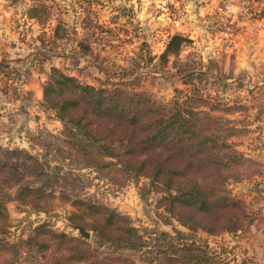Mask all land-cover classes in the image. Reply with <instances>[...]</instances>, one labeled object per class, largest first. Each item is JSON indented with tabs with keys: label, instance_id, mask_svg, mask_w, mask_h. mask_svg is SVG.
Segmentation results:
<instances>
[{
	"label": "rangeland",
	"instance_id": "1",
	"mask_svg": "<svg viewBox=\"0 0 264 264\" xmlns=\"http://www.w3.org/2000/svg\"><path fill=\"white\" fill-rule=\"evenodd\" d=\"M37 1L43 4L38 14L47 20L45 29L35 27L41 31L32 35L35 28L25 27L23 33L31 34L28 41L34 52L53 53L64 72L96 86L104 83L131 92H145L165 106L178 99L194 107L200 128L206 126L207 132L224 135L233 129L228 146L218 140L208 147H212L213 159L232 150L242 156L237 158L238 163L222 170L228 177L227 186L239 201L229 206L230 211L237 213V229L212 234L203 228L185 226L179 218L187 208L171 201L162 180L135 175L119 165L99 170L78 168L80 165L73 162H57L47 153V144L55 141L53 136H60L63 124L41 101L39 112L32 114L31 120H0V163L5 162V149L43 153L52 167L61 165L60 183L54 194L39 200V205L35 203L38 195L29 194L31 203L13 199L17 185H4L12 199L6 198L4 202L7 221L4 217L0 219V226L6 221L0 241L13 243L18 237L33 234L42 224L57 232L83 236L75 226L84 222L90 237H83L90 242L92 254L99 256L97 264H264V71L211 65L202 42L191 33L180 31L181 24L193 23L205 0ZM13 2L18 13L36 3L30 0L27 6V0ZM251 11H243L242 19H257L259 13ZM237 22L221 21L214 27L231 37L238 31ZM56 26L59 37L52 39ZM176 33L192 41L184 45L180 54H171L164 60L161 56L166 44ZM77 41L91 48L87 57L76 53ZM98 65L107 73L100 71ZM168 143L164 145V154L178 161L166 147ZM207 154L199 152L195 157L181 159L213 162L207 159ZM165 163L181 166L184 162ZM71 166L74 169L70 170ZM48 170L51 171L50 167ZM79 197L100 206L106 214L115 210L120 215L116 219L135 226L146 246L133 250L110 241L100 243L89 225L99 217L91 209L72 203ZM215 211L223 212L216 208ZM200 215L196 214V220ZM10 254L9 248L0 250V264H21L25 260ZM196 256L204 259L197 262Z\"/></svg>",
	"mask_w": 264,
	"mask_h": 264
},
{
	"label": "trees",
	"instance_id": "2",
	"mask_svg": "<svg viewBox=\"0 0 264 264\" xmlns=\"http://www.w3.org/2000/svg\"><path fill=\"white\" fill-rule=\"evenodd\" d=\"M33 1L36 3L27 9V16L38 21L43 31L47 20H42L38 14L43 4ZM57 27L53 28L52 39L59 37ZM40 39L44 44V39ZM191 41L180 33L171 35L162 59L168 60L169 55L180 54L184 45ZM83 43L77 41L76 53L87 57L91 48ZM97 67L107 73L102 66ZM42 101V105L54 112L63 124L60 136H53L55 141L47 144V153L54 156L57 162H73L76 166L80 165L78 168L95 167L99 170L119 165L135 175L148 176L153 181L162 180L171 201L187 208L179 218L185 226L203 228L212 234L237 229V213L230 211L229 206L239 201L227 186L228 177L222 170L238 163L237 158L242 156L237 150L218 155L216 159L211 155L212 145L218 140L228 146L227 140L233 129L224 135L207 132L206 126L200 128L198 112L194 107L178 99L165 106L155 102L145 92L83 82L56 64L50 66L49 76L43 84ZM166 142H169L166 147L171 149L173 158L184 162L181 166L165 163L178 162L164 154ZM205 151L208 152L207 159H213V162L181 159L195 157ZM4 154L5 162L0 163V219L4 217L7 221L4 202L6 198H12L9 192H5L4 185H17L13 199L31 203L29 194L38 195L35 203L39 205V200L54 194L60 183L62 167H52L43 153L34 155L25 149L15 148L5 149ZM72 203L91 209L94 215L101 218H95L89 224L100 243L110 241L133 250H142L146 246L135 226L116 219L120 215L115 210L111 209L106 214L100 206L80 197ZM215 208L223 212L219 214ZM198 213L202 215L196 220ZM6 221L4 226H0V233L4 231ZM208 221L214 224H207L210 223ZM81 226L86 229L87 224L83 222ZM18 238L13 243L0 241V250L4 252L9 248L10 256L24 258L21 264H97L100 259L92 254L88 239L54 231L44 224L37 227L33 234ZM194 259L201 262L204 258L196 256Z\"/></svg>",
	"mask_w": 264,
	"mask_h": 264
},
{
	"label": "crops",
	"instance_id": "3",
	"mask_svg": "<svg viewBox=\"0 0 264 264\" xmlns=\"http://www.w3.org/2000/svg\"><path fill=\"white\" fill-rule=\"evenodd\" d=\"M27 1L29 6L30 0ZM26 9L18 13L12 0H0V120H31L32 114L39 112L50 66H59L53 53L33 51L28 39L41 30L35 28L40 25L27 16ZM249 9L259 13L254 21L241 17ZM202 13L204 16H200ZM193 20L181 24L180 31L191 33L202 42L211 65L264 71V0H205ZM234 20L239 21V28L231 37L214 27L221 21ZM25 27L35 30L26 35Z\"/></svg>",
	"mask_w": 264,
	"mask_h": 264
},
{
	"label": "water",
	"instance_id": "4",
	"mask_svg": "<svg viewBox=\"0 0 264 264\" xmlns=\"http://www.w3.org/2000/svg\"><path fill=\"white\" fill-rule=\"evenodd\" d=\"M244 185V184H243ZM79 232L86 238L90 237V232L88 230H86L85 228H83L82 226H75Z\"/></svg>",
	"mask_w": 264,
	"mask_h": 264
}]
</instances>
